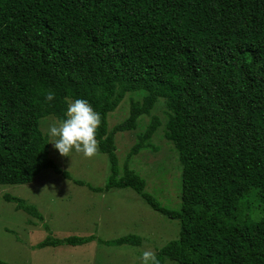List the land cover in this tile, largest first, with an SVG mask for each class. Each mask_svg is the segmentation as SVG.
I'll list each match as a JSON object with an SVG mask.
<instances>
[{"label": "trees", "instance_id": "1", "mask_svg": "<svg viewBox=\"0 0 264 264\" xmlns=\"http://www.w3.org/2000/svg\"><path fill=\"white\" fill-rule=\"evenodd\" d=\"M126 95L128 114L110 127ZM78 97L101 114L103 187L61 169L40 128ZM159 102L163 118L153 113ZM143 116L119 165L115 135L135 130ZM160 127L180 164L178 209L162 205L129 166L132 154L157 149L151 139ZM45 168L96 192L132 188L177 219L178 237L156 252L160 264H264V0H0V184L31 182ZM248 195L261 203L260 215ZM3 197L44 221L24 199ZM92 238L49 234L34 247ZM99 242L140 244L141 237Z\"/></svg>", "mask_w": 264, "mask_h": 264}, {"label": "rangeland", "instance_id": "2", "mask_svg": "<svg viewBox=\"0 0 264 264\" xmlns=\"http://www.w3.org/2000/svg\"><path fill=\"white\" fill-rule=\"evenodd\" d=\"M72 99H68V103ZM127 95L109 114L111 127L128 114ZM163 106L157 104L153 113L163 118ZM148 117L139 120L135 130L115 135V153L119 165L136 141V133L142 129ZM58 122L52 116L42 118L40 128L46 133L49 124ZM49 140V155L63 170L75 179L92 186L103 187L109 175V162L105 153L98 151L93 157L71 152L59 154ZM157 149L143 148L132 154L129 166L145 180L146 190L162 205L178 209L180 205L181 170L172 144L163 136L162 128L151 139ZM4 194L15 195L34 205L43 215V222L16 208V203L6 201ZM251 211L262 213L261 203L250 195ZM63 238L69 235L93 236L92 240L79 244H60L35 248L34 245L47 235ZM127 234L141 237L140 244L110 245L100 240H112ZM179 221L154 210L132 188H112L93 191L64 178L51 168L42 169L31 182L0 184V259L7 264H141V253H155L166 242L177 238ZM163 264H177L165 259Z\"/></svg>", "mask_w": 264, "mask_h": 264}, {"label": "clouds", "instance_id": "3", "mask_svg": "<svg viewBox=\"0 0 264 264\" xmlns=\"http://www.w3.org/2000/svg\"><path fill=\"white\" fill-rule=\"evenodd\" d=\"M54 96V92L48 91L45 100L52 101ZM101 122V114L92 104L86 98L78 97L67 104L63 118L48 125L46 135L52 138L50 142L61 155L69 156L75 151L93 157L99 151L97 129ZM140 261L141 264H160L152 250L143 251Z\"/></svg>", "mask_w": 264, "mask_h": 264}]
</instances>
